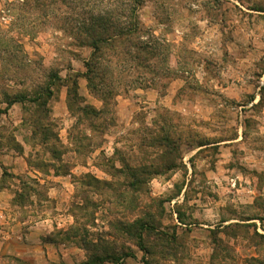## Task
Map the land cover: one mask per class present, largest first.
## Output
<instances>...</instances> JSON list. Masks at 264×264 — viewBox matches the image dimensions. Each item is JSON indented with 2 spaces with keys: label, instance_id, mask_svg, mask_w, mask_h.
<instances>
[{
  "label": "rangeland",
  "instance_id": "1",
  "mask_svg": "<svg viewBox=\"0 0 264 264\" xmlns=\"http://www.w3.org/2000/svg\"><path fill=\"white\" fill-rule=\"evenodd\" d=\"M0 113V264H264V0H0Z\"/></svg>",
  "mask_w": 264,
  "mask_h": 264
},
{
  "label": "trees",
  "instance_id": "2",
  "mask_svg": "<svg viewBox=\"0 0 264 264\" xmlns=\"http://www.w3.org/2000/svg\"><path fill=\"white\" fill-rule=\"evenodd\" d=\"M96 28H104L107 29L106 26L103 24L101 25L100 23L98 24ZM103 29V30H104ZM135 29H129L128 31H123L119 32V34L115 35H110L107 31H102V32H96L93 31L88 35V37L85 38L88 42V46L93 49V55L92 59L88 62H86V68L88 70L86 77L90 83V89L92 92L99 94L100 96H103V93L99 90L98 85L95 83V81L99 77L98 70L100 69V63L101 60L105 54V50H110L114 49L116 44L118 43L119 40L121 39H129L132 36L131 34L134 35ZM130 36V37H129ZM130 43V42H129ZM144 45L138 46V50L143 53L145 50ZM43 94H47L48 96L52 95L50 90H44L42 91L41 94H36L34 98L28 99L26 96H19L15 97L12 100L8 99V105L13 106L18 103H25V102H30L33 104H38L41 103L43 100ZM262 97V96H261ZM263 100V99H262ZM262 102V101H261ZM43 103V102H42ZM44 104V103H43ZM0 113V117H1ZM176 166L173 163H170L169 165H165L164 168H167V170H173ZM146 173L148 172L147 170L145 171ZM136 177V175H133ZM179 216L180 222H183V219L181 218V215ZM130 228L126 227L128 229V232L133 234L137 240H138V247L143 251L146 256H148V259H146L145 264H154V260L151 258L154 257V249L159 250H169L168 248L171 247L174 243V241L167 240L165 238V235L162 233H157V231L154 229L150 223H141L140 225L137 224ZM152 234H154V242H150L149 238H152ZM144 236L148 237L149 241H146ZM160 246V247H159ZM84 249L88 252H94L91 255V263L90 264H105L107 262H113L114 264H120V262L123 260L125 256H127L125 253L121 256L116 255L114 252L110 250L109 247H101V246H94L90 244H85ZM162 253V251H161Z\"/></svg>",
  "mask_w": 264,
  "mask_h": 264
},
{
  "label": "built area",
  "instance_id": "3",
  "mask_svg": "<svg viewBox=\"0 0 264 264\" xmlns=\"http://www.w3.org/2000/svg\"><path fill=\"white\" fill-rule=\"evenodd\" d=\"M236 185H237L236 182L233 180V181H232V186H233V187H236Z\"/></svg>",
  "mask_w": 264,
  "mask_h": 264
}]
</instances>
